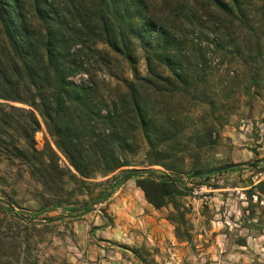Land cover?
<instances>
[{
    "label": "trees",
    "instance_id": "16d2710c",
    "mask_svg": "<svg viewBox=\"0 0 264 264\" xmlns=\"http://www.w3.org/2000/svg\"><path fill=\"white\" fill-rule=\"evenodd\" d=\"M156 1L0 0V154L10 162L19 160L30 176L45 172L34 140L39 117L56 150L75 173V182L84 186L97 176H110L96 198L68 211L80 216L91 213L95 204L111 198L126 176L134 177L153 209L173 205L167 221L176 226L175 235L181 239L186 232L180 227L187 225L181 204L186 196L182 177L206 180L221 172L195 167L183 173L184 169L164 165L157 158L163 154L158 145L176 137L157 121L159 100L197 93L205 78L198 69L201 63L182 52L183 40L176 28L157 18ZM174 1L181 16L189 12L183 5L191 11L201 3L208 11V22L216 28L214 33L223 32L225 39L236 35L235 50L243 66L250 68L245 93L261 83L255 75L264 59V0ZM215 46L223 48V43ZM139 52L145 61L144 76L138 70ZM124 66L129 80L124 78ZM104 77L118 84L113 98L102 94ZM17 131L23 144L13 142ZM139 136L148 147L146 166L162 167L168 174L145 169L116 176L134 166L128 155L138 151ZM257 163L236 164V168H256ZM247 193L264 199V184L250 187ZM57 207L61 206L54 205L49 211ZM131 252L138 264H152L137 250Z\"/></svg>",
    "mask_w": 264,
    "mask_h": 264
},
{
    "label": "rangeland",
    "instance_id": "374dc122",
    "mask_svg": "<svg viewBox=\"0 0 264 264\" xmlns=\"http://www.w3.org/2000/svg\"><path fill=\"white\" fill-rule=\"evenodd\" d=\"M173 2L157 0L154 13L176 28L183 40L182 52L201 63L198 69L205 80L197 93L168 95L159 100L157 121L176 137L158 145L163 154L157 158L164 165L184 169L183 173L195 167L215 169L258 161L257 167L234 168L206 180L184 175L181 189L186 196L181 204L187 225L180 230L185 235L178 239L176 226L167 221L173 211L170 204L160 209V218L174 245H165L169 239L159 245L154 234L144 239L136 235L130 241L124 233H113L126 220L110 209L109 199L95 204L86 215L68 211L96 198L110 176H97L84 186L75 182V173L37 117L40 129L34 134L35 147L45 172L30 176L19 160L10 162L0 154V264H138L132 250L152 264H264V199L254 202V195L247 193L250 187L264 184V59L255 75L261 83L245 93L250 68L243 66L235 50L239 42H235L236 35L225 39L223 32L214 33L216 28L208 22V11L201 3L196 2L191 11L183 5L189 12L181 16ZM217 42H222L223 48L216 47ZM138 56V70L144 76L145 61L141 52ZM123 69L124 78L129 80V71L126 66ZM99 78L102 82L103 77ZM104 79L103 96L115 97L118 84L108 77ZM168 118L169 126L165 123ZM20 134L13 132L15 144H23ZM137 142L138 151L128 155L134 166L116 176L145 169L168 174L162 167L146 166L147 144L140 136ZM123 184L143 194L134 177L123 179ZM54 205L61 207L49 211ZM43 210L48 212L41 213Z\"/></svg>",
    "mask_w": 264,
    "mask_h": 264
},
{
    "label": "crops",
    "instance_id": "0c3cea01",
    "mask_svg": "<svg viewBox=\"0 0 264 264\" xmlns=\"http://www.w3.org/2000/svg\"><path fill=\"white\" fill-rule=\"evenodd\" d=\"M109 202L110 209L122 214L123 219L126 220V223L120 227L121 229L113 230L115 235L119 232L124 233L128 235V240L132 241L136 235L144 239V236L151 238V234H154L159 245L163 246L165 239H169V242L165 241L166 246H170V243L174 245L173 237L165 232L164 228L167 226L160 218V210L153 209L136 188L127 189L126 184H123L109 199ZM175 257L177 259V255Z\"/></svg>",
    "mask_w": 264,
    "mask_h": 264
},
{
    "label": "water",
    "instance_id": "95a60500",
    "mask_svg": "<svg viewBox=\"0 0 264 264\" xmlns=\"http://www.w3.org/2000/svg\"><path fill=\"white\" fill-rule=\"evenodd\" d=\"M236 168V164H232V165H228V166H222V167H219V168H215L213 170L214 173H219V172H225V171H228V170H231V169H234ZM127 176L124 178L125 180H127Z\"/></svg>",
    "mask_w": 264,
    "mask_h": 264
},
{
    "label": "built area",
    "instance_id": "2783aa9c",
    "mask_svg": "<svg viewBox=\"0 0 264 264\" xmlns=\"http://www.w3.org/2000/svg\"><path fill=\"white\" fill-rule=\"evenodd\" d=\"M252 199H253L254 202H257L258 198H257V196L254 195V196H252ZM261 204H263V202H261Z\"/></svg>",
    "mask_w": 264,
    "mask_h": 264
}]
</instances>
